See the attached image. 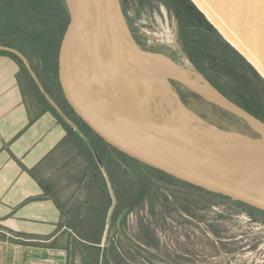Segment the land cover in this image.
I'll list each match as a JSON object with an SVG mask.
<instances>
[{
	"label": "rangeland",
	"instance_id": "obj_1",
	"mask_svg": "<svg viewBox=\"0 0 264 264\" xmlns=\"http://www.w3.org/2000/svg\"><path fill=\"white\" fill-rule=\"evenodd\" d=\"M173 1L184 9H191L185 0H119L138 47L164 55L182 69L208 81L183 50ZM188 1L264 79V0ZM25 48L26 54L13 50L27 60L40 86L48 88L51 96L64 105L53 66L49 68L50 62L43 52ZM26 70L22 67L23 75ZM169 82L185 107L205 123L224 133L261 138L239 118L205 103L174 81ZM23 84L29 93L24 77ZM151 104L154 109L171 112L157 92H153ZM117 159L112 165L106 158L101 160L100 177L112 185L114 201L129 200L118 206L121 208L110 214L104 223L110 227L112 243L123 248L129 258L146 264L129 250L125 239L154 264H264L262 214L174 183L119 155ZM125 179H129L127 189L122 181ZM125 210L128 212L120 223L121 236L116 222Z\"/></svg>",
	"mask_w": 264,
	"mask_h": 264
},
{
	"label": "crops",
	"instance_id": "obj_2",
	"mask_svg": "<svg viewBox=\"0 0 264 264\" xmlns=\"http://www.w3.org/2000/svg\"><path fill=\"white\" fill-rule=\"evenodd\" d=\"M51 93L22 58L0 52V264H138L104 223L129 200L114 201L100 177L101 160L118 154Z\"/></svg>",
	"mask_w": 264,
	"mask_h": 264
},
{
	"label": "water",
	"instance_id": "obj_3",
	"mask_svg": "<svg viewBox=\"0 0 264 264\" xmlns=\"http://www.w3.org/2000/svg\"><path fill=\"white\" fill-rule=\"evenodd\" d=\"M64 2L66 15L53 44L52 66L61 96L76 120L107 146L130 160L183 184L245 204L264 213V162L239 160L227 155L216 159H204L210 150L183 138L160 137L140 130L131 131L116 120L101 100L90 94L80 78V68L105 82L107 92L119 109L134 113L132 105L118 92L110 74L96 64L80 46L79 37L88 11L93 10L107 26L112 44L123 53L126 61L136 57L159 64L169 72L170 80L205 103L239 118L262 138L264 122L215 88L218 95L210 94L193 83L186 76L184 69L168 57L145 51L134 41H128L123 28L103 0ZM120 15L126 23L122 10ZM0 50L12 52L27 63V60L13 49L0 47ZM135 118L153 125L145 115L137 113ZM127 212L123 211L116 222V228L121 236L123 233L120 223ZM124 243L146 264H154L132 243L126 239Z\"/></svg>",
	"mask_w": 264,
	"mask_h": 264
},
{
	"label": "bare ground",
	"instance_id": "obj_4",
	"mask_svg": "<svg viewBox=\"0 0 264 264\" xmlns=\"http://www.w3.org/2000/svg\"><path fill=\"white\" fill-rule=\"evenodd\" d=\"M123 28L128 41L133 42L126 23L120 15L119 0H103ZM79 43L86 54L103 67L112 77L121 96L128 101L134 113L119 109L107 92L105 82L89 72L79 69L80 78L90 94L101 100L116 120L131 131H143L160 137H180L210 150L204 159L227 155L234 159L264 162V138L252 139L239 134L224 133L205 123L188 110L170 85L169 72L157 63L131 57L126 61L123 53L111 42L107 26L100 17L89 10ZM186 76L210 94L218 95L214 87L201 75L185 70ZM153 92L163 98L170 113L154 109ZM145 115L147 121L135 117ZM227 132V131H226Z\"/></svg>",
	"mask_w": 264,
	"mask_h": 264
},
{
	"label": "trees",
	"instance_id": "obj_5",
	"mask_svg": "<svg viewBox=\"0 0 264 264\" xmlns=\"http://www.w3.org/2000/svg\"><path fill=\"white\" fill-rule=\"evenodd\" d=\"M185 1L191 9L187 10L176 4L175 10L182 47L188 59L222 95L264 122V79L188 0ZM65 15L63 0H0V46L17 49L22 54H26L25 47L41 51L50 62L49 68H52L53 44ZM64 104L66 105L65 101ZM71 115L74 117L72 112ZM74 119L76 120L75 117ZM82 128L110 151L130 160L107 146L84 126ZM161 175L174 183L227 200L264 216L263 212L245 204L209 194Z\"/></svg>",
	"mask_w": 264,
	"mask_h": 264
},
{
	"label": "flooded vegetation",
	"instance_id": "obj_6",
	"mask_svg": "<svg viewBox=\"0 0 264 264\" xmlns=\"http://www.w3.org/2000/svg\"><path fill=\"white\" fill-rule=\"evenodd\" d=\"M146 168V167H145ZM147 169V171L149 170V171H151L150 169H148V168H146ZM153 172V171H152ZM145 173H146V171H145ZM154 173H156V172H154ZM211 197V196H210ZM211 198H215V197H211Z\"/></svg>",
	"mask_w": 264,
	"mask_h": 264
}]
</instances>
